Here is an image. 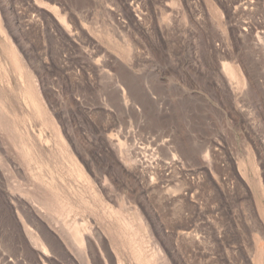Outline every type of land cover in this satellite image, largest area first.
Listing matches in <instances>:
<instances>
[{
	"label": "rangeland",
	"instance_id": "rangeland-1",
	"mask_svg": "<svg viewBox=\"0 0 264 264\" xmlns=\"http://www.w3.org/2000/svg\"><path fill=\"white\" fill-rule=\"evenodd\" d=\"M0 264H264V0H0Z\"/></svg>",
	"mask_w": 264,
	"mask_h": 264
},
{
	"label": "crops",
	"instance_id": "crops-1",
	"mask_svg": "<svg viewBox=\"0 0 264 264\" xmlns=\"http://www.w3.org/2000/svg\"><path fill=\"white\" fill-rule=\"evenodd\" d=\"M248 185V184H247Z\"/></svg>",
	"mask_w": 264,
	"mask_h": 264
}]
</instances>
